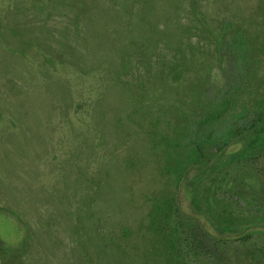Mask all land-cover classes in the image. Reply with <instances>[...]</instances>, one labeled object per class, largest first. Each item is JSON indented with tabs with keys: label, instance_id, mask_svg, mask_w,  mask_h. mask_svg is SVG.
<instances>
[{
	"label": "rangeland",
	"instance_id": "rangeland-1",
	"mask_svg": "<svg viewBox=\"0 0 264 264\" xmlns=\"http://www.w3.org/2000/svg\"><path fill=\"white\" fill-rule=\"evenodd\" d=\"M226 23L248 40L251 89L263 91L264 0H0V264L7 247V264H122L113 239L130 227L128 246L142 241L148 192L161 184L146 126L235 83ZM201 174L191 170L178 201L204 228L219 234L193 193L211 215L229 204L217 218L230 227L264 218V155L195 187ZM263 244L254 233L212 264H258L251 251Z\"/></svg>",
	"mask_w": 264,
	"mask_h": 264
},
{
	"label": "trees",
	"instance_id": "trees-1",
	"mask_svg": "<svg viewBox=\"0 0 264 264\" xmlns=\"http://www.w3.org/2000/svg\"><path fill=\"white\" fill-rule=\"evenodd\" d=\"M234 26L223 24L222 32L234 33L230 40L223 36L222 44L233 54L235 83L209 94L199 93L191 108H170L169 115L152 117L146 126L150 159L156 164L161 184L148 192V211L139 233L142 241L128 246L133 232L130 227H124L121 240L113 239L122 264H129L127 257L132 255L142 257L143 264H212V256L222 254L230 243L248 242L254 233L264 234L261 215L253 213L252 223L230 227L227 220L217 218L232 214L229 204L225 212L211 215L200 207L201 199L193 193L195 208L219 234L212 233L183 211L178 201L180 187L192 169H201L202 173L194 181L196 187L204 178L234 163L264 155V90L256 93L251 89L256 62L248 40ZM174 73L183 74L180 69H174ZM235 143H241L242 149L222 158ZM225 179L212 183L214 195L215 186L218 191ZM226 184L231 186L229 181ZM254 249L251 252L257 254V263L264 264V244ZM3 252L8 254L5 264L14 259L10 247ZM82 260L83 264H104L90 257Z\"/></svg>",
	"mask_w": 264,
	"mask_h": 264
}]
</instances>
